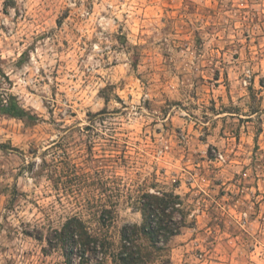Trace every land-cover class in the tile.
Masks as SVG:
<instances>
[{
    "label": "rangeland",
    "instance_id": "rangeland-1",
    "mask_svg": "<svg viewBox=\"0 0 264 264\" xmlns=\"http://www.w3.org/2000/svg\"><path fill=\"white\" fill-rule=\"evenodd\" d=\"M10 98L0 264H97L49 247L73 216L117 264L143 190L189 211L150 264H264V0H0Z\"/></svg>",
    "mask_w": 264,
    "mask_h": 264
},
{
    "label": "trees",
    "instance_id": "trees-1",
    "mask_svg": "<svg viewBox=\"0 0 264 264\" xmlns=\"http://www.w3.org/2000/svg\"><path fill=\"white\" fill-rule=\"evenodd\" d=\"M0 113L17 119L38 121L36 115L24 110L11 98L0 100ZM136 203L143 222L141 225L126 224L122 227L121 244L113 258L117 264H150L151 253L167 251L169 242L187 226L189 211L182 198L174 192L143 190ZM106 214L107 210L99 216L103 225L109 219ZM46 240L51 248L62 245L69 262L79 257L81 260L96 259L97 264H104L110 256L108 241L92 235L78 216L68 218L61 229L55 230Z\"/></svg>",
    "mask_w": 264,
    "mask_h": 264
}]
</instances>
